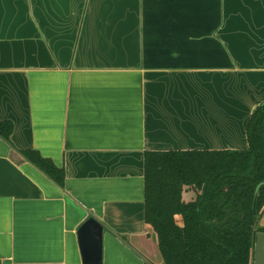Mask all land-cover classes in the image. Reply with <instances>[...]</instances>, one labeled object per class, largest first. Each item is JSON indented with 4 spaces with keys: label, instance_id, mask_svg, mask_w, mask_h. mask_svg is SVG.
Segmentation results:
<instances>
[{
    "label": "crops",
    "instance_id": "0c3cea01",
    "mask_svg": "<svg viewBox=\"0 0 264 264\" xmlns=\"http://www.w3.org/2000/svg\"><path fill=\"white\" fill-rule=\"evenodd\" d=\"M262 101L264 0H0V264H82L89 216L102 264H163L144 152L246 149Z\"/></svg>",
    "mask_w": 264,
    "mask_h": 264
},
{
    "label": "trees",
    "instance_id": "16d2710c",
    "mask_svg": "<svg viewBox=\"0 0 264 264\" xmlns=\"http://www.w3.org/2000/svg\"><path fill=\"white\" fill-rule=\"evenodd\" d=\"M13 123L0 121L11 143ZM246 149L144 152V220L163 264H251L264 209V101L246 124ZM26 161L62 186L65 172L36 149ZM257 192L255 209L253 202Z\"/></svg>",
    "mask_w": 264,
    "mask_h": 264
},
{
    "label": "water",
    "instance_id": "95a60500",
    "mask_svg": "<svg viewBox=\"0 0 264 264\" xmlns=\"http://www.w3.org/2000/svg\"><path fill=\"white\" fill-rule=\"evenodd\" d=\"M257 192L253 202L255 209ZM264 211V209H263ZM261 214L257 215L254 228ZM103 226L92 216H89L78 228L77 236L81 252L82 264H102V237ZM264 232H255L253 235V247L251 264H264Z\"/></svg>",
    "mask_w": 264,
    "mask_h": 264
},
{
    "label": "rangeland",
    "instance_id": "374dc122",
    "mask_svg": "<svg viewBox=\"0 0 264 264\" xmlns=\"http://www.w3.org/2000/svg\"><path fill=\"white\" fill-rule=\"evenodd\" d=\"M158 255H159V253H158ZM160 256V255H159Z\"/></svg>",
    "mask_w": 264,
    "mask_h": 264
}]
</instances>
